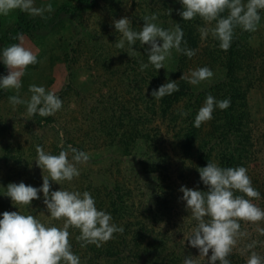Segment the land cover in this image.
<instances>
[{
  "label": "rangeland",
  "instance_id": "1",
  "mask_svg": "<svg viewBox=\"0 0 264 264\" xmlns=\"http://www.w3.org/2000/svg\"><path fill=\"white\" fill-rule=\"evenodd\" d=\"M77 1L36 0V6L51 3L53 11L46 12L44 17H33L40 23L34 25L31 34H25L23 43L26 47L38 51L39 63L28 66L22 78L23 87L19 95L23 99H29L31 95L29 85H43L62 98L63 107L49 116L52 118L51 121L48 122L43 118L38 122L39 114L30 116L26 111V105L13 106L9 102L8 98L17 94L15 90L2 89L0 185L6 188L9 183L23 181L40 187L43 183V175L35 162L37 145L43 146L45 151L58 154L62 148L71 144L87 152L90 159L78 165L81 174L71 182L56 184L50 181L52 184L50 191L62 188L91 192L93 188L101 189L103 184L119 185L130 196L128 201L131 203L132 211L127 217L128 221L133 224L143 223L157 233L159 238L166 240L169 250L179 255L181 264L183 258L187 256L197 258L198 264H206L207 257L205 260L199 257L198 249L191 247L187 241L195 222L191 220L185 202L180 199L183 195L179 190L182 185L198 188L193 175L197 165L196 155H186L183 152L182 136H178L177 133L178 129L183 127V117L179 114L183 111L184 102L181 101L173 107L171 112L174 115L162 116L160 99L152 97V91L149 89L150 83L153 82L152 76L146 70L141 71L138 65L128 63L127 57H123L124 53L121 52L124 48L116 47L122 34L115 30L113 21L125 16L131 20L137 18L135 22L138 29H141L143 25L140 17L144 14L141 6L149 4V1L151 3V0H92V6L83 5L78 14L84 29L77 26V20L72 19L71 14L60 9L62 5L71 8L77 5ZM154 1L152 0V5ZM6 19L7 16H0V26L11 29L13 21L10 20L7 24ZM237 32L245 31L237 27ZM251 33L249 43L252 49L263 53L264 22L260 23L257 31ZM72 38L73 42H81L83 46L77 53L73 52L69 56V63H65L61 47L64 40ZM200 38L202 44L211 38V35L204 39L200 33ZM262 60L261 56L256 58L254 66H259ZM200 63L194 58L184 69L183 74L187 76L189 70L200 67ZM172 66V61L168 57L165 68L159 69L158 72L163 74L171 71ZM251 70L248 68L246 72ZM238 74L243 77L247 75L245 72ZM215 75L210 81H204L200 85L193 86L190 83L189 85L196 88L195 92L203 90V87L213 81ZM164 83L166 80L163 81ZM69 85L71 89L66 90ZM249 107L253 123L258 129L253 132L256 145L252 151L256 153L254 156L256 158L250 160L245 167L251 178L260 176L262 180L264 179V87L253 88L249 95ZM174 116L180 119L174 121ZM133 119L136 120L135 125ZM134 127L140 133L146 131L156 136L149 150L142 142L141 145H137L140 142L138 140L134 144L130 137L128 141L130 144L124 149L120 140L124 136L128 137ZM146 150L150 151V155L155 153L164 167H167L163 172V176H166L163 179L165 182L161 195L167 200L168 208L161 211L164 212L161 213V217H155L150 210L151 190L156 182L141 165V161H146L148 158L149 153ZM5 191L6 189L0 188V213L18 210L25 214L37 215L51 225L63 227L64 221L61 219L40 215L41 212L48 214L42 193L40 199L32 201L31 208H21L15 207L10 198L3 196ZM259 191L264 196L263 190ZM255 203L264 207V199ZM259 224L264 227V222ZM241 230L246 232L247 236L239 240L233 252L242 255L247 264L250 253L243 250L248 243L255 240L259 243L254 250L264 255V235L257 231V224L252 222L241 221ZM153 236L155 234L151 237Z\"/></svg>",
  "mask_w": 264,
  "mask_h": 264
},
{
  "label": "clouds",
  "instance_id": "2",
  "mask_svg": "<svg viewBox=\"0 0 264 264\" xmlns=\"http://www.w3.org/2000/svg\"><path fill=\"white\" fill-rule=\"evenodd\" d=\"M181 4L179 15L184 21H191L200 17L206 26L199 29L202 38L211 35L219 41V47L228 50L233 42L237 27L244 31H257L261 21V11L264 10V0H178ZM14 10H19L30 16L44 17L51 13V3L45 6H36V0H0V16H6ZM172 9H168L170 14ZM226 13V14H225ZM158 15L153 13L144 17L143 27L137 31L132 27V21L125 16L113 21L114 28L122 34L116 43L117 48H125L136 54L133 45L140 41L147 49L148 62H142L140 70L150 66L156 70L165 68V62L172 55L174 49L191 58L196 55V49L186 46L184 30L180 23L171 29H165L156 21ZM14 39L20 41L0 48V63L7 74H0V89L15 90L17 94L10 96L9 102L13 105H26L30 116L39 114L42 117L54 115L62 109L63 100L55 92L49 91L43 85H29L31 93L29 99H23L20 89L23 87L22 78L29 65L39 63L38 51L26 47L23 43L25 34L19 33ZM184 45V46H182ZM215 73L208 66L190 69L189 74L182 75L181 79L197 86L204 81H210ZM179 91L176 80H167L157 89L152 90V97L162 99ZM231 99H217L207 95L203 105L198 110L194 126L213 118L214 111L228 109ZM180 115L187 116L182 111ZM37 166L42 170L43 183L40 187L20 183H9L3 196L11 199L13 205L21 208H31L32 201L40 199L43 194V203L47 215L51 218H63V227H57L44 222L37 215L25 214L21 211H5L0 213V264H81L80 256L72 251L69 228L74 226L80 230L77 237L81 247L94 244L97 247L114 238V234L123 233L124 227L114 222L110 212L99 209L95 197L89 191L78 190L50 191V181L60 184L71 182L80 176L79 164L86 163L89 154L69 144L58 154L45 151L43 146L37 145ZM200 181L207 187V191L198 188H188L182 185L180 198L185 202L191 220L195 226L191 230L187 241L191 247L198 249L199 257L206 264H232L228 258L241 238L247 233L241 230V221L257 224V231L264 235V207L258 206L255 201L264 199L261 192L253 186L248 169L244 166L222 167L216 161L208 162L205 167L198 169ZM47 173L46 175L44 173ZM239 193V194H237ZM258 241L246 245L243 251L249 252L247 264H264V255L255 251ZM211 255L209 256V251ZM183 264H198L197 258L187 256Z\"/></svg>",
  "mask_w": 264,
  "mask_h": 264
},
{
  "label": "trees",
  "instance_id": "3",
  "mask_svg": "<svg viewBox=\"0 0 264 264\" xmlns=\"http://www.w3.org/2000/svg\"><path fill=\"white\" fill-rule=\"evenodd\" d=\"M91 1L78 0L77 5L71 8L68 5H62L60 9L62 8L63 11L71 14L72 19L77 20V26L84 29L78 14L83 5L92 6ZM181 7L178 0H155L153 5L151 0V3L149 1V4L141 6L144 14H142L140 19L143 25L145 16L156 13L158 15L156 23L165 29H171L176 23H180L184 30L186 46L196 49V55L189 58L173 49L170 56L173 65L171 71L162 74L152 66L145 70L153 78V82L149 85L151 91L162 85L164 80L166 82L167 80L177 81L179 91L160 99V112L164 117L174 115L171 112L173 107L181 101L184 102L183 111L188 112V115L183 116V127H180L177 133L178 136H182L181 147L183 152L186 155H196L197 165L193 175H195L194 178L198 189L207 191V187L200 181L199 168L205 167L208 162L214 160H217L222 167H245L250 160L256 158L254 157L256 153L252 150L256 145L253 132L257 126L253 123L250 113L249 95L253 88L261 89L264 87V52L261 53L260 50L252 49L249 43L251 32L239 33L237 28L235 29L232 45L228 50L220 48L219 41L212 36L201 44L199 29L204 27L206 22L200 17H196L191 21L182 20L179 15ZM168 9H172L170 14ZM6 16L8 19L5 22L9 24L10 20H12L13 23H11V29H5L0 26V48L17 43L18 40L14 39L15 36L21 32L31 34L34 25L40 23L33 16L19 10H15ZM261 16L263 18L261 22L263 23L264 10L261 11ZM135 19L137 18H132L131 20L132 27L134 30L139 31L140 29H138ZM73 41V38L66 39L61 47L64 52L63 61L65 63H69V56L73 52L77 53L83 46L81 42ZM133 47L136 50L135 55L128 52L127 43L121 52L124 53L123 57H127L128 63L136 64L140 68L142 62H148L147 49L150 46L147 44L143 45L140 41H137ZM259 56L263 60L259 63V66H254L255 60ZM194 58L201 62L200 67L208 66L216 74L210 84L203 87V90H197V92H195L196 88L189 85L187 79H181L184 69L189 66V63ZM248 68L252 70L246 72ZM240 72H245L247 75L243 77L238 74ZM0 74L6 75V67L2 63H0ZM145 78L147 79V77ZM69 88L71 89V85L66 90ZM2 94V89H0V96ZM209 94L215 96L218 100L230 98L231 105L225 110L217 108L210 121L202 123L200 127H195V117ZM153 104L155 105V102ZM179 116L181 115L179 114ZM43 118H46L45 120L48 122L52 120L49 116L42 117L38 115L37 121L39 122ZM178 119H180L178 116L173 117L174 121ZM133 122V125H135L136 120L133 119ZM178 122L180 123V121ZM129 133L128 137L124 136L120 140L124 149H127L130 144L128 142L129 137L133 139L134 144L137 143L136 140L140 141L137 145H141L142 142L148 150L153 146L151 142L156 140L155 135L152 136L146 131L140 133L136 127ZM135 137L137 139H134ZM148 150H146L149 153L148 158L146 161H141V165L144 171L146 170L154 177L156 182L151 190L150 210L155 217H161V211H165L168 208L167 200L161 195L165 182L163 179L166 176H163V172L167 170V167H164L160 158L155 156V153L150 155ZM196 178L198 179L196 180ZM251 179L253 186L259 190L262 189L264 192V179L261 180L260 176ZM102 188L104 191H102ZM102 188H93L90 192L95 197L97 207L110 212L114 222L123 226L125 231L114 234V238L103 243L100 247L94 244L81 247V241L77 239L80 235V230L74 226L70 227L69 239L72 251L80 256L81 264H181L179 255L169 250L166 240L159 238L157 233L146 225L144 226L143 223L137 222L133 224L127 220L132 211L131 203L128 201L130 196L127 191L122 189V187L120 188L119 185L106 186V184H103ZM61 220L63 221V218ZM152 234H155V236L151 237ZM164 237L166 236L164 235ZM125 253H128V255H124ZM228 258L232 264H245L244 257L240 254L232 252Z\"/></svg>",
  "mask_w": 264,
  "mask_h": 264
}]
</instances>
